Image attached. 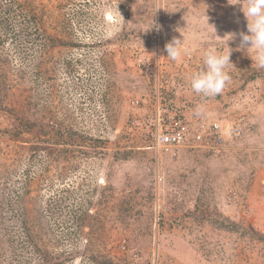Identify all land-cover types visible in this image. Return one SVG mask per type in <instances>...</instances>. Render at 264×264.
Wrapping results in <instances>:
<instances>
[{
	"label": "rangeland",
	"instance_id": "rangeland-1",
	"mask_svg": "<svg viewBox=\"0 0 264 264\" xmlns=\"http://www.w3.org/2000/svg\"><path fill=\"white\" fill-rule=\"evenodd\" d=\"M244 4L0 0V264H264V68L235 50ZM206 16L237 34L210 98L189 87L206 49L227 51ZM157 101L243 118L242 134L157 154Z\"/></svg>",
	"mask_w": 264,
	"mask_h": 264
},
{
	"label": "clouds",
	"instance_id": "clouds-1",
	"mask_svg": "<svg viewBox=\"0 0 264 264\" xmlns=\"http://www.w3.org/2000/svg\"><path fill=\"white\" fill-rule=\"evenodd\" d=\"M247 20V34L239 33V45L236 51L249 49L255 53V62L259 68H264V0H245L242 9ZM206 16V24L210 25ZM212 26V25H210ZM153 27L159 30L160 26L152 23L145 29V32ZM214 35L216 30L212 26ZM227 46V51L218 50L216 48H208L203 52V68L192 73L189 77V87L191 91L205 98L215 97L222 93L227 83L230 81V76L226 69L229 65L233 66L230 61L232 48L228 46L229 41L237 38L236 33H226L223 37H219ZM164 50L167 53L166 58L171 61L181 59L182 52H186L183 48V41L173 38L170 42L164 45ZM203 106H197L194 114L200 116L203 114Z\"/></svg>",
	"mask_w": 264,
	"mask_h": 264
},
{
	"label": "built area",
	"instance_id": "built-area-1",
	"mask_svg": "<svg viewBox=\"0 0 264 264\" xmlns=\"http://www.w3.org/2000/svg\"><path fill=\"white\" fill-rule=\"evenodd\" d=\"M150 149L155 153L174 154L181 148L199 149L218 154L229 139L241 136L243 118L225 123L208 115H170L160 102L154 103Z\"/></svg>",
	"mask_w": 264,
	"mask_h": 264
},
{
	"label": "trees",
	"instance_id": "trees-1",
	"mask_svg": "<svg viewBox=\"0 0 264 264\" xmlns=\"http://www.w3.org/2000/svg\"><path fill=\"white\" fill-rule=\"evenodd\" d=\"M182 115V114H181ZM191 115H193L192 113H190V115H187V116H191ZM205 115V114H204ZM183 117V116H182ZM25 131H28V130H25ZM19 135H20V132L18 131V132H16V136L17 137H19ZM42 261H43V263H45L46 262V264H50L49 262H48V259H47V257H44V258H42Z\"/></svg>",
	"mask_w": 264,
	"mask_h": 264
}]
</instances>
